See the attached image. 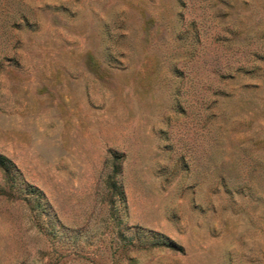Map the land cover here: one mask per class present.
<instances>
[{"label":"rangeland","instance_id":"1","mask_svg":"<svg viewBox=\"0 0 264 264\" xmlns=\"http://www.w3.org/2000/svg\"><path fill=\"white\" fill-rule=\"evenodd\" d=\"M0 264H264V0H0Z\"/></svg>","mask_w":264,"mask_h":264},{"label":"trees","instance_id":"2","mask_svg":"<svg viewBox=\"0 0 264 264\" xmlns=\"http://www.w3.org/2000/svg\"><path fill=\"white\" fill-rule=\"evenodd\" d=\"M8 164H9V159L3 155L0 154V166L2 168L5 169V171L7 172V167H8Z\"/></svg>","mask_w":264,"mask_h":264}]
</instances>
